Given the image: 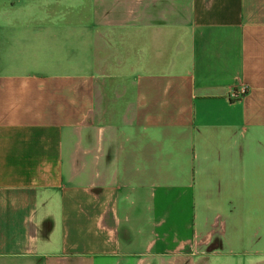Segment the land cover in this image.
Masks as SVG:
<instances>
[{"label": "crops", "instance_id": "1", "mask_svg": "<svg viewBox=\"0 0 264 264\" xmlns=\"http://www.w3.org/2000/svg\"><path fill=\"white\" fill-rule=\"evenodd\" d=\"M0 264H264V0H0Z\"/></svg>", "mask_w": 264, "mask_h": 264}]
</instances>
